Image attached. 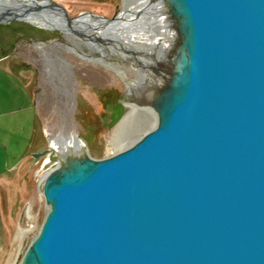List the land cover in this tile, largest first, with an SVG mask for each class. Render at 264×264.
<instances>
[{"label":"water","instance_id":"water-1","mask_svg":"<svg viewBox=\"0 0 264 264\" xmlns=\"http://www.w3.org/2000/svg\"><path fill=\"white\" fill-rule=\"evenodd\" d=\"M28 1L78 35L82 15L144 4L136 16L173 34L152 126L45 173L48 211L20 264H264V0H126L112 19Z\"/></svg>","mask_w":264,"mask_h":264},{"label":"rangeland","instance_id":"rangeland-1","mask_svg":"<svg viewBox=\"0 0 264 264\" xmlns=\"http://www.w3.org/2000/svg\"><path fill=\"white\" fill-rule=\"evenodd\" d=\"M48 1L64 7L68 18L89 12L112 19L126 0ZM12 5L0 0V111L26 109L32 126L14 137L16 143L22 136L12 150L13 167L0 178V264H20L37 235L48 211L40 180L74 156L66 142H78L81 154L93 159L119 152L152 126L154 113L144 107L159 87L157 74L147 78L142 70L153 65L156 28L142 21V42L130 37L137 30L123 27L122 33L114 23L92 19L109 28L74 27L81 36L3 16Z\"/></svg>","mask_w":264,"mask_h":264},{"label":"bare ground","instance_id":"bare-ground-1","mask_svg":"<svg viewBox=\"0 0 264 264\" xmlns=\"http://www.w3.org/2000/svg\"><path fill=\"white\" fill-rule=\"evenodd\" d=\"M14 1H15L16 5L15 6L12 5L9 8H7L6 12L2 13L3 16H7L8 18H9V16H11V17L12 16H20V17H22L23 19H25L27 21L37 22V24L40 23L45 28H48V29H59V30H61L63 32H67V26L63 23V22H65V19H63L62 16L59 13H57L58 15H55L56 11H54L52 9L51 10H48V9L46 10L45 9V10L40 11V12L28 11L27 10L28 8H30L31 6H34L33 2L28 1V0H14ZM19 3H23V4L20 5ZM40 3L43 6H47L48 5V1L47 0L40 1ZM143 5L144 4H138V5H136V8L137 7H139V8L142 7L143 8ZM47 8H50V7H47ZM135 11H136V9L134 11L131 10L130 12L128 10H123L122 15L119 17L118 20L113 21V22H108V23H114L115 24L114 28H116V30L120 31V32L123 31V29H122L123 27L128 28L130 30H137V32H134L133 34H131L130 37L133 38V39H136L138 41L146 42L147 41V40H145L146 39L145 38L146 35L144 36L143 32L141 34L138 33L139 29L140 30L144 29V24L142 23V19H140V15L136 16V12ZM45 17L46 18L50 17L52 19H57L59 22L49 21ZM90 22L94 23L95 21H92V19L89 16L82 15L77 20L71 22L70 26L81 27L82 30H84L85 32L88 33V32H92L91 31L92 28L84 27V25H86L87 23H90ZM167 22H168L167 19L162 18V17L161 18L160 17L154 18L153 26L157 30L156 39H157L158 42H157V45H156L155 52H154V54L152 56L153 57V63H152L153 67L151 66L149 68H147V67H143L142 68L144 77H147V78L148 77H150V78L153 77V78H155L154 74H157V76H158V72H157L158 71V68H157L158 65L160 66L159 70L163 69L164 64L159 62L160 61V54L162 52H164V51H167L168 37L172 36V34H173L172 30H170L168 28V26L166 25ZM95 23H94L95 25L98 24L97 25V29H96L97 31L101 30V32H105L106 31L105 29L109 28V27H107L105 25H101V23L100 24L98 22H95ZM130 26H133V27H130ZM148 26H151V25H148ZM78 31L81 32L80 30H78ZM81 34H82V32H81ZM151 100H152V98H150L148 100V103H147L148 106H146L144 108L146 110L154 113L153 107L150 104ZM154 118H155V113H154ZM66 143L68 145H72L73 146V151L75 153L74 154L75 157H77L79 155H82L78 142H75V141L71 140V141L66 142ZM75 147H79V150L78 151L74 150ZM45 176H46V174H44L42 176V178L40 180V183H41V181L44 180Z\"/></svg>","mask_w":264,"mask_h":264},{"label":"crops","instance_id":"crops-1","mask_svg":"<svg viewBox=\"0 0 264 264\" xmlns=\"http://www.w3.org/2000/svg\"><path fill=\"white\" fill-rule=\"evenodd\" d=\"M31 118L32 113H27L26 109L0 111V178L12 169V150L15 145L19 146L22 139L20 136V141H17L19 144H16L14 137L30 129Z\"/></svg>","mask_w":264,"mask_h":264}]
</instances>
